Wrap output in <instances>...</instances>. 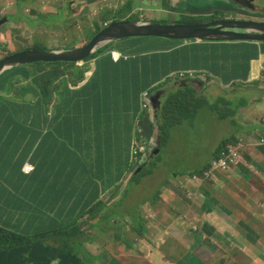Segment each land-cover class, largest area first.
Here are the masks:
<instances>
[{
    "label": "crops",
    "instance_id": "crops-1",
    "mask_svg": "<svg viewBox=\"0 0 264 264\" xmlns=\"http://www.w3.org/2000/svg\"><path fill=\"white\" fill-rule=\"evenodd\" d=\"M145 12L152 13V10L147 9ZM152 16L145 18V20L141 19V21L150 22ZM140 43L145 50L149 51V61L154 65L160 63V67L167 77L169 75L171 77L181 70L194 69L208 72L209 69V73L212 74L211 78H208V80L199 78L191 83L194 88L198 89L199 95L200 93H211L215 89L219 92L217 101L220 102V94L231 93L237 88L235 86L240 79V75L245 77L247 84H249L248 89L258 94L248 106L239 111L237 115L239 118L238 128L233 136L242 140L248 135L256 133L260 140L257 141L253 138L252 146L245 147L246 156L242 158L239 167L218 173L227 175L219 181L211 183L210 189L204 191L208 205L207 211L202 212L203 218H207L209 226H213L214 229L199 228L198 231H195L193 229L195 225L191 228L197 213L200 212L202 207L195 209L190 201V208L181 217L186 228L183 230L178 245L180 249L177 253L179 255L177 264H264V81H259L256 85L253 83L258 63L264 62V45L256 47L253 43L238 44L236 45V51H234L235 46L230 51L231 46L226 42L223 44L213 43L211 46L216 47L221 59L230 55V52L233 54L231 62L226 65H217L209 58L214 49L208 47L203 49L200 44L187 46L186 43L190 42L171 44L165 40L152 39ZM254 48H256L254 51L257 57L254 58L253 56L248 60L245 63L247 64L245 65V71L240 73L238 62H244L246 53L249 54V50ZM161 49L166 54L177 53L172 57L173 61L176 62V68L168 66L165 61L152 53ZM184 49H187L184 54L190 55L187 56L188 59L178 53V51ZM114 50L117 51L118 49L114 48ZM106 55H98L92 61L84 63V69H79V81L71 89L78 91L77 97L81 95V98L88 101L87 103L92 107L95 104L112 103V106L114 104V120L120 119V115L115 109L126 113L121 114V118H128V120L124 122L114 121V143H109L112 137L106 139L107 132L103 126L96 128L94 124L88 125V121L93 123L97 120L110 118L112 114L99 113L95 109L88 112L87 108L83 107L79 112L80 123L78 130H76L77 136H74V134L71 136L69 127L66 125L70 120L68 118L71 116L64 113L58 114L57 108L52 109L49 107L46 113L47 118L54 121L50 124V127L56 128L55 124L59 125L60 121L64 122L63 125L60 124L62 131L55 133L56 136L62 137V140L55 141L49 138L43 146L39 142L37 150H34L28 161L24 162L21 149L23 133L21 126L17 127V122L21 121L22 115L8 114L4 107H0V226L30 236L43 234L42 239L50 241L51 238L47 234L48 232L53 233L56 228L60 229L75 225L82 232L93 235V238L84 241L92 251L103 247L111 250L114 255V260L109 259L112 260L111 264H145L136 249L131 247L126 249L125 246L121 245V241L103 237V234H110L111 232L106 229V233H104L95 227L98 222H103L109 228L108 219L114 217L112 216L114 211L104 209L99 216L94 218L86 215L80 217V215H75L72 207L65 203L70 194L69 189L72 187L70 185L73 177L72 183L84 194V205L88 206L90 205L89 200L92 201L91 206L93 207L87 209L83 206V211L89 213L93 210L92 208L97 207L100 209L103 193H108L109 196L107 200H104L105 203L109 202L108 205H111L114 201L115 204L118 201L117 196L120 195V186L130 180L134 169L130 156L133 127H130L129 124L133 121L136 122L139 116V113H137L139 110L138 103L134 104L137 101L136 99L131 100L125 97L126 88L129 84L127 80V83H125L122 79L116 78L114 82H106L110 76V69L103 60ZM99 61L103 73V82H94L96 79V64ZM190 61H195L197 68L190 67L188 64ZM79 67L81 68V66ZM169 67V70H164ZM81 70L85 72L83 77L81 76L83 74ZM130 74L134 79L135 73L130 71ZM141 76L142 83H138L133 87L135 92L150 87V70L143 69ZM177 79L170 78L166 82L164 86L165 93L175 91L177 85L183 83V81ZM72 80H76V74L72 77ZM170 82L176 83L170 85ZM71 84L73 85V83ZM107 86L110 89L109 93L104 92ZM97 95L98 98L95 99ZM141 98L142 93L138 99L139 108ZM38 100L39 98L36 101ZM30 103H34V100H31ZM64 104L67 106V113H69L71 109L70 99H64ZM62 115H65L63 119ZM33 118L39 119V117L34 116ZM143 129V140L151 145L152 150L155 146L158 131L156 128L151 130L149 124L146 125V129L145 127ZM91 139H96V141L102 139L105 143L104 145H100L98 142L92 143ZM25 163H30L35 167L30 174V181H23L24 173L22 169ZM81 165L84 166L81 167ZM216 175L213 179L216 178ZM190 183L195 188L194 190L191 188V191L203 195V186L195 181L188 182V184ZM169 194L168 188H165L158 195L149 193L146 195L150 198L149 202L143 201L141 205L157 207ZM128 219L126 215L123 218V220ZM124 226L126 232L130 233V227L125 223ZM210 232L222 236L224 240L221 242L206 240L205 235ZM62 233H65V231L62 230ZM163 233L168 234L170 232L164 230ZM189 234L192 235L193 241H191V237L186 238ZM196 234L201 235L200 240H195ZM187 241H191V244L186 245ZM84 242L79 244L85 258ZM106 243L109 244L106 246ZM229 244L231 248L228 250L225 246ZM116 249H119L122 253H118ZM212 249H218L219 251H212ZM98 254L95 253L96 260L93 264L104 261ZM166 257L170 262L177 259V255L167 254Z\"/></svg>",
    "mask_w": 264,
    "mask_h": 264
},
{
    "label": "rangeland",
    "instance_id": "rangeland-1",
    "mask_svg": "<svg viewBox=\"0 0 264 264\" xmlns=\"http://www.w3.org/2000/svg\"><path fill=\"white\" fill-rule=\"evenodd\" d=\"M179 1L184 0H0V21L7 18V22L0 25V59L26 49V46L18 39L19 37L22 40L28 41L30 47L38 45L44 51H63L85 46L98 33L97 28L104 26L105 15H109L111 19L118 18L124 20L130 17L131 20L140 21L153 15L150 22L174 24L180 22L183 18L187 19L186 22H192L190 10L193 7L199 11L212 10L210 13H218L221 16L225 12L222 10V5L228 4L226 0L222 4L214 3L213 0H185L180 4L178 3ZM149 2L152 5H149ZM256 5L263 7L264 0H256ZM147 9L152 10V13L145 12ZM256 16H263V14L258 13ZM105 22L109 24L111 21L106 20ZM130 41V39H124L111 44L115 47H122ZM165 41L171 44L181 42L179 40ZM253 44L256 47L264 45L263 43ZM104 48L106 47L100 48L98 50L99 53ZM255 49L249 50V54L246 53L244 58L246 63L253 56L254 58L257 57ZM188 64L190 67L197 68L195 61H190ZM171 66L176 68V62L173 61V65ZM32 68L30 67L31 70ZM40 69L41 66L33 68L35 74L32 77V82H34L35 76L40 75ZM169 69L170 67L164 70ZM261 70L264 71V62L258 63L254 75L257 76ZM67 71L70 72L69 70ZM207 71L209 72V69ZM243 72L244 69L240 71V73ZM37 79H40V77H37ZM175 83L170 82V85ZM66 84H68V80ZM238 85L239 87L235 88L231 93L220 94V102L217 101L219 92L215 89L211 93L203 95L207 100L206 105L196 113L192 122L186 121L183 125L178 124L169 131L171 136L168 139L167 147L163 145L161 149L157 140L154 151L153 149L151 150L150 144L135 145L142 152L141 158L147 157V161L145 162V166L142 167V174L128 185L126 192L122 195V203L118 202L116 207H114L113 201V204L108 205L109 202L105 203L104 201L108 199V193H103L100 209L97 207L95 209L92 208L93 210L89 213L83 211V206L87 209L93 207L91 206L92 201L88 199L90 205H84V194L72 183L73 177L70 185L72 187L69 189L70 194L65 203L70 205L74 214L80 215V217L86 215L87 217L91 216L94 218L99 216L104 209L114 211V214L122 210L123 212L125 211L126 216L133 222L132 230L134 234H138L139 236L127 233L126 227L122 222L124 215H117L108 219V226L113 228L108 231L112 232L110 236L114 237V241L119 240L125 244L129 242V246L136 249L145 264H177L179 261L177 253L180 249L178 245L183 235V230L186 228L181 217L190 208V201L193 208L199 209L200 206L202 207L200 212L197 213L191 228L195 225L193 228L195 231L196 229L198 231L199 228L214 229L213 226H209V220L203 218L202 212L205 213L207 211L208 205L204 191H208L211 183L219 181L227 174H217L216 178L213 179L207 168L213 158H215L214 151L223 141H227V144L239 141V139L233 137V133L237 130L238 126L239 118L237 115L241 109L248 106L258 96L257 93L248 89L249 85L243 75H240ZM25 88V83L19 80L13 88V93L15 95H22ZM51 88H59V92H52L50 98L49 107L55 109L62 102L61 96L65 91V87L63 81L60 79ZM162 91L157 92L159 95L158 109L156 110L157 117H159V111L163 105L161 98L164 97V100H166V96H164ZM4 95L7 96L8 94L4 93ZM228 102L230 103L228 104ZM24 104L28 107L27 109L33 111L29 115L17 113V115H22L21 121L17 122V127L21 126L22 129V159L26 162L31 157L33 151L37 150L39 142L43 146L49 138L55 141L62 140V137L56 136L55 133L62 131L60 124L63 125L64 122L60 121L59 125L55 124L56 128H51L50 124L54 123V121L47 118V114L43 112L39 105L33 103ZM230 104L232 106H229ZM217 106L219 109H216ZM0 107H4L6 113L14 114L12 108H9L7 111L6 103L0 104ZM33 116L39 117V119H34ZM64 116L62 115V119ZM173 116L175 118V115ZM103 127L113 138L114 129L107 126ZM253 138L257 141L260 140V137L256 133L243 138L245 144L244 151H246L245 147L252 146ZM91 142H98L100 145H104L105 143L102 139H98L97 141L96 139H91ZM246 152H244V156H246ZM150 158L153 160L148 165ZM74 174L77 175L76 172ZM194 175L202 178V180H194ZM30 179L31 176L28 178L23 177V181H30ZM190 181H195L203 186V197L200 196L199 199L194 200V196H192L193 200L191 199V193H194L191 191V188L193 190L195 188L193 184H188ZM162 184L169 185V196L159 206L154 208L151 205H141L142 203L139 202L141 199L144 202H149L150 198L146 196L147 194L160 193L162 189L160 186ZM133 189H135L133 195L128 200ZM195 194L198 195L197 192ZM134 207H139L140 209L137 217L141 223H138L133 214L130 213L136 214V211L133 210ZM95 227L104 233L108 229L103 222H98ZM164 230L170 233L164 234ZM205 236L208 241L221 242L224 240L222 236L214 232H210ZM189 237L193 241L192 235L189 234L186 238ZM200 237L201 235L196 234L195 240H200ZM191 241H187L185 244L190 245ZM83 244L86 249L85 263L95 262L96 258L89 254L91 248L85 242ZM50 246L58 247L59 244L52 243ZM225 247L228 250L231 248L230 244ZM212 251L219 250L212 249ZM167 254L177 255V259L174 262H170L167 260ZM111 263L112 260H104L97 264Z\"/></svg>",
    "mask_w": 264,
    "mask_h": 264
},
{
    "label": "trees",
    "instance_id": "trees-1",
    "mask_svg": "<svg viewBox=\"0 0 264 264\" xmlns=\"http://www.w3.org/2000/svg\"><path fill=\"white\" fill-rule=\"evenodd\" d=\"M107 17V18H106ZM121 17V16H120ZM119 17V18H120ZM214 18L217 19L216 16L213 15ZM122 21L121 19L115 18L111 19L109 15H105V21ZM124 20L128 21H139V20H131L130 17L126 18ZM187 21V19H186ZM196 18H192V22H186L187 23H195ZM102 27L97 28V32H99ZM166 40V39H158V38H137V39H130L131 41L125 45V46H117L115 47L111 43L106 45L102 50L96 52V54H93L90 58L86 60L90 61L92 59H95L98 55L107 54L105 59H103L106 63V65L110 69V76L108 77L106 82H114L116 81V78L122 79L123 82L127 83L126 80L129 82L125 97L129 98L131 100L136 99V103H138V112H140L139 108V98L140 94L143 93L144 90H147L148 88L145 87L143 90H138V92H135L133 87L137 85L138 83H142V70L149 69L150 70V77H151V83L150 87L152 88L151 92H158L161 90V88L165 85L161 84L162 81L167 78L166 75L163 73V69L160 67V63L154 65L150 59L149 51L145 50L140 43L141 41L146 40ZM171 41V40H170ZM180 43H185L181 41ZM246 43H254V42H237V43H228L229 46H231L229 49L231 51V48L234 47V51H236V45L238 44H246ZM263 43L264 42H259ZM111 44V45H110ZM195 44L202 45L201 47L203 49H206L207 47L209 49H214L212 52L211 58L215 64H228L231 62V57L233 56L232 52H230V55L224 56L223 59L220 58L219 52L216 50V47L211 46L213 43L209 42H196L192 41L190 43H186L187 46H192ZM217 44H223V43H217ZM114 48H117L118 51L122 52L125 55H128V58L125 57L122 58L119 62L115 63L111 58V52L114 50ZM32 49L36 50H43L40 49L38 45L34 46ZM255 49V48H254ZM187 49L178 51L179 54L184 55L186 59H188L187 56H190L189 54L186 55ZM108 52V53H106ZM99 53V54H97ZM152 53H155L159 59L162 61H165V64H168V66L171 67L173 64V59L177 53L172 52L170 54H166L164 50H157ZM151 53V54H152ZM208 57V56H207ZM102 60V61H103ZM246 62H238V70L241 71L244 69L245 71V64ZM41 66L40 75L35 76L34 82H32V77L35 74V71H33L34 67ZM77 66L76 64L72 63H37L32 64L28 66H18L14 67L11 70L6 71L3 75L0 76V104L6 103L7 111L9 108H12V112L14 114L11 115H17V113H20L22 115H29L33 111L27 109L28 107L24 104H30L31 99L34 100L33 104H37L40 106V108L43 110L44 113H47L49 105H50V98L52 92H59V88H51L53 84L57 83L62 80L64 76L69 75L70 77H74V68ZM30 67H33L32 70ZM48 68H50L48 70ZM69 68V69H68ZM69 70L70 72H68ZM130 71L135 73V78L132 79V74H130ZM128 73V74H125ZM96 79L94 82H103V73L101 70V63L100 61L96 64ZM83 77V74L81 75ZM261 76V77H260ZM37 77H40V79H37ZM256 76L254 75V78ZM258 79L254 80L253 83L256 85L259 83V81H264V74L260 73L258 74ZM45 79V81H43ZM22 80L25 83V91L22 95H15L13 93V88L17 84V81ZM79 81V76L76 75V80H72L71 83L76 84ZM160 84V87H159ZM157 85V86H154ZM154 86V87H153ZM235 87H239V85H236ZM142 89V88H141ZM110 89L109 86H107L104 90L105 93H109ZM100 92V91H99ZM4 93H7L11 96H5ZM78 91H73L71 88L68 89V86L65 85V91L62 94V102L61 104L57 105L56 108L58 109V114H65L70 115L68 119V129L71 136H77L76 130L79 128L80 118H79V112H81V109L83 107L87 108V111L91 112L95 109L99 113L105 112L108 114H112L110 118H104L103 120H97L93 123H90L88 121V125L94 124L96 128L99 126H107L112 127L114 129V121H126L128 118H121V114H126L124 111L115 109L117 113L120 115L119 120H114V104L112 106V103L110 104H95L94 107H92L88 101H86L84 98H81V95L78 96ZM99 95V94H98ZM98 95L95 97V99L98 98ZM203 95L200 93L198 89L194 88L192 84H188L185 86L177 85L175 88V91L168 92L166 95V100L163 102L162 109L159 111V117L155 114L154 117L156 118V121L158 123V133L156 136V140L159 141L160 148L162 149V146L167 147L168 139L170 138V130L180 124L183 125L186 121H191L195 118L196 113H198L202 107L206 105L207 100L203 97ZM32 97V98H31ZM38 101H35L38 99ZM64 99H70V112L67 113V106L63 105ZM87 103V104H86ZM230 102H228L229 104ZM120 106V105H119ZM117 106V107H119ZM229 106H232L230 104ZM216 109H219L217 106ZM175 115V118L174 116ZM142 116L148 117L149 114L147 111L142 112ZM145 121H143L144 123ZM130 127H133V141L134 139L140 138V131L142 126L137 124L135 121L131 122L129 124ZM66 127V126H65ZM111 134L107 132V138L110 139ZM130 146V156L133 154L134 149L136 148L133 144ZM109 143H114V137L109 141ZM233 145H237V143H233ZM228 146L227 141H223L217 151L215 152V158L221 155V152L225 150V148ZM94 157V156H93ZM91 157V158H93ZM152 158V156H151ZM149 159L148 162H151L153 159ZM84 165H81L83 167ZM28 178L30 175L23 174V177ZM195 176V175H194ZM121 194L117 196V202L122 203L121 201ZM134 210L136 211V214L133 213L134 218L138 223H141L139 221V218L137 217V214L140 213L139 207H135ZM123 223L128 225L130 227V234H134V231L132 230L133 222L128 220H123ZM189 228V227H188ZM78 232V233H77ZM84 234L80 232V230L76 227L74 229V236L75 240L72 242V244L62 243L63 237L61 235H55L54 241L59 243L58 247H52L48 245V241L42 239V236L36 235V236H30L25 235L22 233H18L15 231H12L10 229H7L6 227L0 226V264H88L82 262V260L78 257L80 255V244L79 240ZM70 234H66V241L68 238H71ZM121 245L125 246L126 249L130 248L129 242L127 244L121 243ZM118 253H122L119 249H116Z\"/></svg>",
    "mask_w": 264,
    "mask_h": 264
},
{
    "label": "water",
    "instance_id": "water-1",
    "mask_svg": "<svg viewBox=\"0 0 264 264\" xmlns=\"http://www.w3.org/2000/svg\"><path fill=\"white\" fill-rule=\"evenodd\" d=\"M7 18L0 21L5 24ZM159 38L197 42H264V23L242 20H222L203 24H161L145 21H115L100 30L85 46L63 51H44L30 47L0 59V76L14 67L37 63H75L80 64L90 58L98 49L124 39ZM158 96L152 102L158 109Z\"/></svg>",
    "mask_w": 264,
    "mask_h": 264
},
{
    "label": "clouds",
    "instance_id": "clouds-1",
    "mask_svg": "<svg viewBox=\"0 0 264 264\" xmlns=\"http://www.w3.org/2000/svg\"><path fill=\"white\" fill-rule=\"evenodd\" d=\"M223 11H224V9H222ZM212 11V10H211ZM210 11V12H211ZM210 12H208V14L210 15H216L217 16V19H224V18H226L227 16H229L231 13H232V11H230V10H225V12L224 13H222V15L220 16V14H214V13H210ZM200 15V14H199ZM213 17V16H212ZM193 18H196V16L195 17H193ZM184 20H186V19H182L180 22H177V23H179V24H182V22L184 21ZM224 20H235V19H224ZM140 21V20H139ZM222 21V20H221ZM242 21H245V20H242ZM112 22H115V21H111L110 23H112ZM109 23V24H110ZM201 24H203V23H201ZM108 25V23L107 22H104V27L105 26H107ZM103 27V28H104ZM102 28V29H103ZM101 29V30H102ZM159 39V38H158ZM167 40V39H166ZM183 42H192V41H183ZM197 42V41H196ZM209 43H212V42H209ZM214 43H222V42H214ZM225 43V42H224ZM226 43H237V42H226ZM254 43H256V42H254ZM259 43V42H258ZM31 48H33V47H31ZM99 50V49H98ZM97 50V51H98ZM96 51V52H97ZM114 51H116V50H113L112 52H114ZM95 52V53H96ZM111 52V53H112ZM116 52H119V53H121L122 54V57H121V59L122 58H128V55H125V54H123L122 52H120V51H116ZM94 53V54H95ZM111 58H112V56H111ZM120 59V60H121ZM87 60V59H86ZM86 60L85 61H83L82 63H80V64H76L77 66H75V68H74V74H76V75H78L79 76V69H84V63H86ZM93 60V59H92ZM92 60H90V61H92ZM113 60V59H112ZM119 60V61H120ZM90 61H87V62H90ZM114 61V60H113ZM119 61H117V62H119ZM117 62H115V63H117ZM72 64H75V63H72ZM26 66H28V65H26ZM79 66H81V68L79 67ZM82 71V73H83V76L85 75V72H84V70H81ZM188 72H193L194 73V78H190L188 75H186L185 77H180V74L181 73H185V74H187ZM260 73H262V74H264V71L263 70H261V72ZM259 73V74H260ZM211 75L212 74H210L209 72H205V71H198V70H194V69H189V70H181V71H177L174 75H172L171 77H170V75L167 77V78H165L163 81H162V83L161 84H166V82L170 79V78H172V79H175L176 80V78H178L177 80H179V81H183V83L182 84H184L185 86H187L189 83L191 84L194 80H196V79H199V78H201V79H203V80H208V79H206V78H211ZM206 77V78H205ZM261 77V76H260ZM259 77H258V74H257V76L254 78V80H256V79H258ZM68 80V84H66V81ZM62 81H63V83H64V87H65V85H67L68 86V89L69 88H71L72 86H74V85H72L71 84V81H72V77H70L69 75H66V77L65 78H63L62 79ZM182 84H179V85H182ZM160 85V84H159ZM231 85H233V84H231ZM236 85H238V83H236ZM249 85V84H248ZM154 86H157V85H154ZM153 86V87H154ZM165 86V85H164ZM164 86L161 88V90H163L162 91V93H164V96H166L167 95V93L169 92V91H167V93H165V91H164ZM151 90H152V88H148L147 90H145L143 93H142V98H141V102H140V112H139V116H138V118H137V120H136V123L137 124H139V126L141 125L142 126V128H141V131H140V138H138V139H134V141H133V144H134V146L135 145H145V144H147L144 140H143V138H144V129H143V127H145V129H146V125L147 124H149L150 125V129L151 130H155V128H156V130L158 131V128H159V126H158V124H157V121H156V118L154 117V115L156 114V110L154 109V107H153V102H152V100H153V98L156 96V95H158V93L157 92H151ZM146 92H148L149 93V106L147 107V108H144L143 107V105H144V103H145V99H144V93H146ZM161 99H164V97L163 98H161ZM37 100V99H36ZM35 100V101H36ZM163 102L165 101V100H162ZM143 111H147L148 112V114H149V116L148 117H144V116H142V112ZM143 121H145L144 123H143ZM237 128H238V126H237ZM236 131V130H235ZM235 139H237L235 136H233ZM156 140V139H155ZM240 140L241 139H239V141H237L236 143H237V145L238 146H236V145H233V143L231 142L230 144H228V146L225 148V150L229 147V146H235V147H238L239 148V152H240V160H239V164L237 165V166H235V167H232L231 169H234V168H238L239 167V165H240V163H241V161H242V158H244V146H245V144H244V140L242 139L241 140V142H240ZM139 147H136L135 149H134V152H133V154L131 155V163H132V166L134 167V169H133V171H132V174H131V178H130V180L129 181H127L126 183H124V184H122L121 186H120V194H121V198L120 199H122V195L126 192V190H127V187H128V185L132 182V181H134L135 180V178H137L138 176H140L141 174H142V167H144L145 166V162L147 161V157L146 158H144V159H142L141 158V156H142V152H140L139 151ZM224 150V151H225ZM153 151H154V149H153ZM152 151V152H153ZM223 152V151H222ZM222 152H221V154H222ZM221 158V155L220 156H218L217 158H213V160L211 161V163L209 164V167L207 168V171L211 174V177L213 178L214 177V175H216V174H218V173H221V172H226V171H229V170H231V169H229V170H213L212 169V163L213 162H215V161H217V160H219ZM140 163V164H139ZM149 163L150 162H148V165H149ZM27 164H30V163H25L24 164V166H23V169H22V171H23V173L24 174H26V175H30L31 173H25V171H24V167L27 165ZM31 165V164H30ZM33 166V165H32ZM34 167V166H33ZM34 169H35V167H34ZM212 170V171H211ZM34 171V170H33ZM194 180H202V178H198V177H196L195 176V178H194ZM140 183V182H139ZM139 183H138V185H139ZM160 187H162V189H161V192L163 191V190H165V188H170L169 187V185H165V184H162ZM164 187V188H163ZM134 190L135 189H133L132 191H131V195H129V198H128V200L132 197V195H133V192H134ZM160 192V193H161ZM196 192H194V193H191V199H192V196H194V200L195 199H199V197L201 196V197H203L204 196V194L202 195V194H200V193H198V195L197 194H195ZM152 195H158L159 194V192H156V193H151ZM151 195V196H152ZM127 200V201H128ZM193 200V199H192ZM139 202H143V199H141ZM117 203L118 202H116L115 204H114V207H116V205H117ZM135 208V207H134ZM134 208H133V210H134ZM120 214H114V215H112V216H117V215H126V212L124 211L123 212V210L122 211H120L119 212ZM122 213V214H121ZM130 213H132L133 214V212H130ZM78 228V227H77ZM74 229H76V227H75V225H71L70 227H62V228H60V229H54V231H53V233L52 232H48L47 234L49 235V237L51 238V240L50 241H48V245H50V244H52V243H57V244H59L58 242H55L54 241V236L55 235H61L62 237H63V241H62V243H68V244H72V242L75 240V236H74ZM79 229V228H78ZM109 229H113L112 227H109L108 228V230ZM62 230L63 231H65V233H62ZM80 230V229H79ZM197 230V229H196ZM80 232L81 233H83L84 235L80 238V240H79V243H82V242H84V241H86V240H88V239H91V238H93V235H88V234H86V233H84V232H82L81 230H80ZM70 234V235H73V236H71V238H68L67 239V241H66V234ZM78 233V232H77ZM112 234V232L110 233V234H103L102 236L103 237H109L110 239H113L114 240V237H112V236H110ZM39 236H43V234H39ZM109 243H106V246L108 245ZM114 252V251H113ZM95 253H99L98 254V256L101 258V259H104V260H109V259H113L114 260V255L111 253V250H109V249H106V248H99V249H97V250H95V251H92V250H90L89 251V254L91 255V256H93L94 258L96 257V255H95ZM78 257L82 260V262H84L85 263V261H84V257H83V254H82V251H81V253H80V255H78ZM88 264H93V262H87Z\"/></svg>",
    "mask_w": 264,
    "mask_h": 264
},
{
    "label": "flooded vegetation",
    "instance_id": "flooded-vegetation-1",
    "mask_svg": "<svg viewBox=\"0 0 264 264\" xmlns=\"http://www.w3.org/2000/svg\"><path fill=\"white\" fill-rule=\"evenodd\" d=\"M225 0H213L214 3L222 4ZM228 4L222 5V9L230 10L232 13L224 19H235V20H245V21H254L259 23H264V6L258 7L256 5V0H226ZM179 4L182 1L178 2ZM205 11H199L196 8H191L190 16L193 18L196 16L195 23H187V24H201V23H209L215 21H221L224 19H216L212 17L213 15H209ZM258 13H262L263 16H256ZM200 14V15H199ZM186 24V20L182 22V24Z\"/></svg>",
    "mask_w": 264,
    "mask_h": 264
},
{
    "label": "built area",
    "instance_id": "built-area-1",
    "mask_svg": "<svg viewBox=\"0 0 264 264\" xmlns=\"http://www.w3.org/2000/svg\"><path fill=\"white\" fill-rule=\"evenodd\" d=\"M112 59L114 62H117L121 59L122 54L119 52H112L111 53ZM188 75L190 78H194L193 72H188L187 74L181 73L180 77H185ZM149 93H144V99L145 103L143 105L144 108H147L149 106ZM240 160V152L239 148L235 146H229L225 151L222 152L221 158L215 162L212 163V169L213 170H229L232 167H235L239 164ZM34 170V167L30 164H27L24 167L25 173H31ZM212 171V170H211Z\"/></svg>",
    "mask_w": 264,
    "mask_h": 264
}]
</instances>
